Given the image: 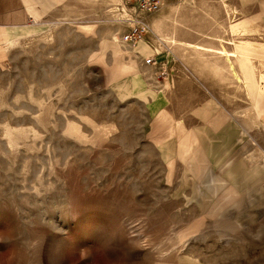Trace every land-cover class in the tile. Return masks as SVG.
Instances as JSON below:
<instances>
[{
	"label": "rangeland",
	"instance_id": "obj_1",
	"mask_svg": "<svg viewBox=\"0 0 264 264\" xmlns=\"http://www.w3.org/2000/svg\"><path fill=\"white\" fill-rule=\"evenodd\" d=\"M43 1L0 54V264H264V176L224 217L205 191L263 166L264 49L251 95L221 50L264 0Z\"/></svg>",
	"mask_w": 264,
	"mask_h": 264
},
{
	"label": "crops",
	"instance_id": "obj_2",
	"mask_svg": "<svg viewBox=\"0 0 264 264\" xmlns=\"http://www.w3.org/2000/svg\"><path fill=\"white\" fill-rule=\"evenodd\" d=\"M51 2V0H49ZM47 3V1L43 0H0V54L3 53V48L2 46L7 43L15 34L17 31L24 27L27 23V19L29 16L35 13L36 10H38L39 4H44ZM247 20L246 19H238L230 24V28L232 32L236 33H242L243 35L248 32V28L246 26ZM17 39H12V41H15ZM243 40V41H241ZM249 40V41H247ZM11 41V42H12ZM179 41V40H178ZM241 41V42H240ZM180 42V41H179ZM248 45H247V43ZM234 49L230 52L226 48H223L222 54L224 53L223 50H227L229 57L225 55L227 58V66L229 68V71L232 73V67L231 64L234 65L238 73H243L241 70L242 64H245V66H249L253 68V73H258L256 70V66L253 62L254 56H262L261 50L264 49V40L259 41L256 39H252L249 37H238L234 39ZM240 43V44H239ZM246 44V45H244ZM134 51H140L142 53H150L151 52V47L147 43L146 40L142 39L140 42L137 43L136 46L133 47ZM225 50V51H226ZM135 53H133L134 55ZM131 55L133 58V55L129 52L126 53V56ZM236 58V62L234 59ZM136 64V72H135V77H136V86H140L143 84V77L139 74L141 72L138 63L135 59H133ZM231 60V61H230ZM164 65L165 67L167 66V63L169 62V57L168 55L165 57ZM149 67H151L153 70L156 69V64H145ZM169 65V63H168ZM158 68V67H157ZM240 69V70H239ZM249 70V69H248ZM156 72H154L155 74ZM250 70H249V76H250V81L252 84V76L250 75ZM252 87H255L252 84ZM258 88V87H257ZM259 89H257L258 91ZM155 93V92H154ZM156 96V93L155 95ZM154 104H156V107H159L162 105L165 101L162 99H155ZM164 112L163 110L160 111V113Z\"/></svg>",
	"mask_w": 264,
	"mask_h": 264
},
{
	"label": "bare ground",
	"instance_id": "obj_3",
	"mask_svg": "<svg viewBox=\"0 0 264 264\" xmlns=\"http://www.w3.org/2000/svg\"><path fill=\"white\" fill-rule=\"evenodd\" d=\"M141 40H139L138 42H140ZM241 41H243V40H241ZM247 41H249V40H247ZM137 43H136V45H137ZM244 45H246V44H244ZM247 45H248V43H247ZM225 50H223V52H224L223 54H226L229 57L230 55H228L227 50L226 51ZM231 66H232L233 75L236 76V78L239 79L240 81H244V82L247 83L246 85L248 87V94L251 95V93H252V84H251V81H250L249 70L246 68L245 64H242L243 76H240L239 75L238 71L236 70V68L234 67L233 64H231ZM134 81L136 83V77H134ZM229 167H231V166H229ZM253 168H254V166H253ZM255 168H256V166H255ZM228 173H229V175H232L233 176L236 172H234L233 169L230 168V169H228ZM261 175L264 176V162H263V166L262 167L257 168L254 171H252L250 174L248 173V175H246L249 178L246 182L241 183L239 186L237 185V188H234V187H231V186L230 187H227L223 183L222 178H220L218 176H215L213 174H210L208 176L207 181H206V184H205L206 195L218 194L219 192L220 193H223L222 194L223 195L222 199L217 204H215V206L213 207V208H215L216 211L218 210V212H219V216L218 217H224V215H226V212H227V210H228L229 207H232V206L233 207H237L236 204L239 203V198H242L241 197L242 196L241 195L242 194V191L247 188L249 182L258 180Z\"/></svg>",
	"mask_w": 264,
	"mask_h": 264
},
{
	"label": "built area",
	"instance_id": "obj_4",
	"mask_svg": "<svg viewBox=\"0 0 264 264\" xmlns=\"http://www.w3.org/2000/svg\"><path fill=\"white\" fill-rule=\"evenodd\" d=\"M131 4L134 5V7H132L134 12H136L137 10H148L150 12H154L160 8L159 2H157L156 0H124L125 6H131ZM128 20L130 26H132V29L128 34H126V38L136 42L137 40L141 39L142 36H144V34L146 33L145 24L139 17H129ZM146 63L156 64L157 61L153 57H148L146 58ZM165 71L166 68H164L162 72Z\"/></svg>",
	"mask_w": 264,
	"mask_h": 264
}]
</instances>
